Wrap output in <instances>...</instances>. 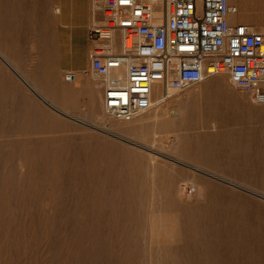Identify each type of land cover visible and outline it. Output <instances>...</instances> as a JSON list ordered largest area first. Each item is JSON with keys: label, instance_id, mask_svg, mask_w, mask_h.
I'll return each mask as SVG.
<instances>
[{"label": "rangeland", "instance_id": "1", "mask_svg": "<svg viewBox=\"0 0 264 264\" xmlns=\"http://www.w3.org/2000/svg\"><path fill=\"white\" fill-rule=\"evenodd\" d=\"M230 1L264 25V0ZM51 5L0 0V48L48 97L0 64V264H264L253 90L220 75L117 122L93 72L67 98Z\"/></svg>", "mask_w": 264, "mask_h": 264}, {"label": "built area", "instance_id": "2", "mask_svg": "<svg viewBox=\"0 0 264 264\" xmlns=\"http://www.w3.org/2000/svg\"><path fill=\"white\" fill-rule=\"evenodd\" d=\"M93 8L104 19L89 29L90 71L111 119L132 123L157 92L165 98L217 75L264 104V25L231 23L239 9L230 0H93Z\"/></svg>", "mask_w": 264, "mask_h": 264}, {"label": "crops", "instance_id": "3", "mask_svg": "<svg viewBox=\"0 0 264 264\" xmlns=\"http://www.w3.org/2000/svg\"><path fill=\"white\" fill-rule=\"evenodd\" d=\"M51 1V7L54 5L60 10L54 12L58 68L64 74L68 88L72 87L76 91H71L66 96L67 98L69 95H75L76 98L82 95L87 96L88 81L86 77L91 75L90 50L92 48L89 29L95 22H102L103 15L94 13L93 0ZM157 1L162 3V0ZM51 18L53 19L52 11ZM157 18L162 19L161 13ZM51 23H53L52 20ZM68 75H72V79L68 78ZM98 91L103 102L104 90L100 87Z\"/></svg>", "mask_w": 264, "mask_h": 264}, {"label": "bare ground", "instance_id": "4", "mask_svg": "<svg viewBox=\"0 0 264 264\" xmlns=\"http://www.w3.org/2000/svg\"><path fill=\"white\" fill-rule=\"evenodd\" d=\"M157 21L161 22V19L157 18ZM229 21L231 23L243 22V21L239 20V15H238V17L230 18ZM0 64L3 65L6 69H8L10 72H12L15 75V77H17L19 79V81H21L26 86L27 90L33 96H35L38 100H40L44 104L48 103V97H47L46 93L36 83H34L26 74H24L23 71L18 67V65L1 48H0ZM217 76H220V75H217ZM217 76H215V77H217ZM57 110L59 112H63L62 109L57 108ZM182 194H183V191H182ZM184 196H185V194H184ZM187 196H188V194H187Z\"/></svg>", "mask_w": 264, "mask_h": 264}, {"label": "water", "instance_id": "5", "mask_svg": "<svg viewBox=\"0 0 264 264\" xmlns=\"http://www.w3.org/2000/svg\"><path fill=\"white\" fill-rule=\"evenodd\" d=\"M68 78H71L70 76H68Z\"/></svg>", "mask_w": 264, "mask_h": 264}]
</instances>
